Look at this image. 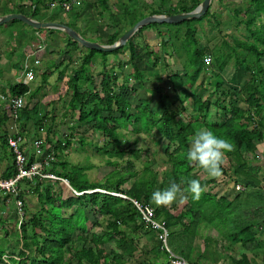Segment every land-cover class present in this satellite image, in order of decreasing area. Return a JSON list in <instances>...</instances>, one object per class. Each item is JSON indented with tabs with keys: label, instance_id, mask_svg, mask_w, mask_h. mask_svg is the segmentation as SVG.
<instances>
[{
	"label": "trees",
	"instance_id": "16d2710c",
	"mask_svg": "<svg viewBox=\"0 0 264 264\" xmlns=\"http://www.w3.org/2000/svg\"><path fill=\"white\" fill-rule=\"evenodd\" d=\"M53 1L62 0H35L32 3L33 8H30L31 16L35 17L41 7L49 9V4ZM158 1V8L152 9L150 16L191 12L203 0H177L175 5H171L170 0ZM216 1L218 4L223 3V0ZM97 5L99 13L107 15L115 28L126 25L125 31L144 18V15L135 14L136 9L132 13L127 9L121 10L119 14L112 12L107 0H98ZM16 11L23 13L21 9ZM232 12L235 25L244 27V39L235 38L230 44L223 41L221 46L214 47L210 53L199 47L196 33L197 25L209 17H217L218 14L212 12L211 5L206 14L197 20L142 27L124 47L111 53L85 50L80 58L79 68L73 71L67 83L71 94L67 110L74 114L75 125L70 134L63 135L62 142L55 144L54 151L69 147L76 129L88 126L93 133L101 134L104 144L100 148L96 147V151L107 157L106 165L112 170L101 182H92L86 173L90 167L70 166L63 160L62 155L54 153V161L45 168V172L65 180L71 187L70 194L63 197L61 192L55 191L57 185L60 186L59 181L40 180L38 177L21 180L18 183L20 192L17 199L22 201L23 216H19L14 208L15 225L9 229L6 227L8 220L3 215L7 209H11L12 197L0 191V229L3 233L0 236V264H169L170 255L157 237L159 231L150 230L144 224L131 201L94 192L97 189L125 195L153 208L154 220L168 231L167 246L170 251L188 264H202V261L207 260L206 253H211L209 251L213 244L217 246V243L208 238L203 242L202 252L195 246V237L199 234L203 221L212 225L221 218L222 225L227 221V238H231L234 243L245 246L254 241L258 229L264 230V211L248 210L249 194L242 197L238 192L234 200H227L225 206H222L224 197L217 198L206 192L198 201L193 200L190 193H186L187 201L176 206H156L152 203V193L164 190L169 185L165 186V181L158 182L156 173L149 168L148 158L142 173H137L134 161L140 159L141 150L134 148L136 139L129 143L121 132L126 130L133 135H149L154 132L158 135L164 143L163 153L166 164L169 165L171 181L181 183L182 176L190 180L192 172L199 169L189 165L184 158L190 146V135L199 126L209 128L217 136L226 138L235 145V150L226 154L222 175L235 183L242 182L246 187L250 183L257 186L252 173L257 172L258 168L253 170L241 151L254 141L264 140V0H249L246 6L236 7ZM5 13L11 11L5 10ZM241 15L244 20L240 19ZM215 21L219 26L220 23L216 19ZM15 24L26 26L19 21H12L6 27L10 28ZM3 27L5 25L0 26ZM28 28L33 33L46 31ZM149 29H156V39H159L158 44L162 46L166 68L170 65L172 55H178L184 62L181 73L171 72L164 79L165 85L162 83V86L154 88L146 87L143 80L144 70L138 64L142 54L151 62L152 68H156L159 62L157 51L151 49L147 42L141 45L137 41ZM65 37L66 48L77 46V43ZM119 37L111 36L106 44L112 45ZM123 52L128 53L129 59L125 65L132 67V73L124 78L122 84L116 85V78L111 77L110 70L106 69V58L108 55ZM64 54L69 53L64 51ZM206 54L212 57L215 70L204 64ZM95 56H99L104 65L99 87H95V82L87 71V68L92 67ZM62 59L61 55V62ZM228 65L241 69L248 75L247 81L237 89L223 88L221 75ZM206 74V83L214 89L217 96L213 102L210 99L203 100L195 91L196 88L201 89L204 86L205 80L202 76ZM129 80L133 81L132 86H129ZM8 92L13 97H24L29 88L17 84L9 86ZM140 92L143 96L139 98L137 93ZM29 97L33 98L32 95ZM131 97L136 98L135 106L130 101ZM188 108L191 110L190 121L183 122L181 117ZM211 110L218 113V120L207 123L205 121ZM28 122L37 131L44 121L39 116L37 107L30 109L25 104L19 112L18 124L24 130ZM9 124L7 110L0 119V151L7 159V168L0 180H9L16 176L13 156L7 147ZM251 124L254 125L252 129L249 128ZM63 142L64 147L61 146ZM79 142L83 144L81 139ZM33 161L34 157L30 156L29 162ZM214 182L215 179H210L201 184L209 186ZM181 187L186 188L187 183L181 184ZM90 191L93 192L85 193ZM29 194L35 196L39 208L28 216L29 208L25 197ZM253 195H257L255 190ZM257 196L262 199L261 194ZM258 214L263 215L262 221L250 218L251 215ZM223 216L227 218H222ZM144 228L152 231L158 239L145 253L140 248V240L147 233ZM15 243L18 246L17 251H9L8 245ZM144 255L149 257L144 258Z\"/></svg>",
	"mask_w": 264,
	"mask_h": 264
},
{
	"label": "crops",
	"instance_id": "0c3cea01",
	"mask_svg": "<svg viewBox=\"0 0 264 264\" xmlns=\"http://www.w3.org/2000/svg\"><path fill=\"white\" fill-rule=\"evenodd\" d=\"M113 1H115L113 3ZM171 1V0H170ZM177 1V0H176ZM35 2V0H0V17L5 16L8 14H23L27 17H31L34 20H37L39 22L43 23H59L66 25L73 29L75 32H77L82 38L86 39L89 42H94L100 45H107L106 41L111 36H122L126 31V25H121L118 27H114V25L110 22L109 17L107 15H101L99 12V7L97 5L98 0H79L78 4L72 9L75 10L76 15L74 16L73 21L68 19L65 15V13L61 12L59 14L53 12L55 9H48L41 7L39 10V13L35 16H31V10L32 3ZM120 2V0H111L108 2L109 7L111 8L112 12L120 13L118 10H116V6ZM158 0H145V6L151 5L148 8H140L141 15H144L145 17L150 16L149 12L152 9H157L158 6H155L156 3H158ZM143 3V2H142ZM4 4H6L4 6ZM120 4V3H119ZM171 5H175L170 3ZM144 6V5H143ZM20 7V8H19ZM33 8V7H32ZM21 9L23 13H19L16 10ZM5 10L11 11V13H5ZM91 17V27L88 28L84 26L85 20H90ZM12 22V21H11ZM9 22V23H11ZM8 23V24H9ZM23 24V23H22ZM7 24H5L6 27ZM25 25V24H23ZM3 26V25H2ZM8 26L4 29H7ZM160 29V28H159ZM10 30L12 31L13 38L20 37L22 41V59H23V66L22 70L20 69V76H18V79H14L11 74H9V70L11 68H17L19 69V66L13 64L11 65V60L14 58L13 51L11 49H8L7 47H10L11 45L15 44L14 47L17 48V43L14 42L11 45H8L9 43L6 42V32L0 31V97L5 96L9 86H14L17 84H23L26 85L29 88V82H24V74L27 68L31 69L33 72V77H40V86H37L35 90H31L29 88V92L27 95H25L23 98L25 99V104H28V107L31 109L32 107H37L38 114L41 118H43V128L42 132H39V129H36L33 127L31 122H28L24 130L22 129L21 125V134L24 137V150L29 156H32L33 149H32V141L34 139L42 138L43 139V145L47 149H51L53 153H59V155L65 154V151L68 147L65 149H58V152L54 151V146L58 142H62L63 136L62 135H68L71 131H73V123L70 121L74 119V114L70 113L67 110V124H65L64 120L61 118L58 122H56V119L54 118L55 113L52 110V104L53 100L55 99V95L51 91V86L48 82V79L50 78L53 68L56 66H63V72L60 71V73L57 75V79L55 83L62 84V87L56 84V87L59 88V91L62 92V96L68 95V99L70 98V91L68 88V81L71 78V75L74 70H77L79 68L80 64V58L85 53V48L81 47L77 44L76 47L70 46L66 48V37L61 32H49L50 30H46L45 32L41 33H33L30 31V29L26 26H22L21 24H15L14 26L10 27ZM162 30H164L162 28ZM40 31V30H39ZM145 38H150L152 41L156 38V29H149L144 31L143 38H137V41L144 40ZM119 37V38H120ZM118 38V39H119ZM117 39V40H118ZM25 44V46H24ZM68 52L69 54H64L63 52ZM127 52H123L121 54L115 55L111 58V60H107L106 58V66L110 65L112 66L111 69V77H115L116 85L122 84L125 77H129L132 73V67L130 65H125V62L128 61L129 56L126 54ZM61 55L63 56L62 62L60 61ZM207 55V54H206ZM205 55V56H206ZM124 56V57H122ZM204 56V57H205ZM98 59L93 58L92 60V71L90 72V76L95 82V87H99V82L101 80V72L104 68V65L102 64L101 68L99 70H95L93 68V64L99 62L102 63L101 58L97 56ZM117 57V58H115ZM122 57V59H120ZM115 58V59H114ZM127 58V59H126ZM32 60V63H30V60ZM212 60V57H211ZM44 61V62H42ZM148 62H150L147 59ZM35 62H38L37 64ZM212 62V61H211ZM123 66V69L121 70V67ZM114 68V69H113ZM8 71V72H7ZM121 72H125V77L119 78L121 75ZM131 81V80H129ZM133 82V81H131ZM129 82V83H131ZM83 83V82H80ZM82 85V84H81ZM88 87V83L86 84ZM85 88V87H84ZM4 91V92H3ZM9 94V93H8ZM30 95L33 96L32 99H30ZM61 95H58V98ZM26 97H29L31 104L27 103ZM68 102V101H67ZM40 106V107H39ZM67 107V104H66ZM157 110V107L154 108ZM7 107L4 103L0 101V119L4 115V113H7ZM65 113V110L63 111V115ZM218 113L216 111L210 112V114L207 116L206 121L207 123H213L216 122ZM191 117V110L188 108L187 112L184 116L181 117V120L183 122L190 121L189 118ZM75 120V119H74ZM193 121V120H192ZM53 123H57L58 128L57 130H61L62 134L57 135L53 134V137L49 134L52 132ZM45 124H47L45 126ZM195 125H199L198 123H195ZM202 126H199L198 128H201ZM254 127L253 124L249 126L250 129ZM2 132V128H0V136ZM152 134L155 135L153 132ZM73 135V133H72ZM74 137V136H73ZM162 140V139H161ZM71 142V140H70ZM57 143V144H58ZM71 144V143H70ZM71 146V145H70ZM69 146V147H70ZM243 158L247 161L248 165L255 170L258 168L257 172L252 173V178L257 182V186H253L252 183H250L249 187H246L245 184L242 182L235 183L234 181L230 180L229 177H227V183L221 182V179L219 178H212L209 177L203 170L196 169L192 172L190 179H199L202 183L203 181H208L210 179H215V182L211 185H207L206 187V193L212 194V188L216 187V189L223 185L222 183L227 184V200L232 201L234 200L236 194L238 192L235 190L236 186H240L242 188L239 193H241L242 197L249 196V206H247L248 210H257L260 209L264 211V140L263 141H254L247 149H243L242 151ZM228 165V162H227ZM7 168V159L5 157V154L0 151V179L1 176L4 174L5 170ZM254 170V169H253ZM223 176V175H222ZM224 177V176H223ZM221 178V177H220ZM70 187V186H69ZM71 188V187H70ZM254 190L256 191V194H261V198L254 194ZM213 195V194H212ZM218 198V197H217ZM247 198V197H246ZM129 200V198L127 199ZM131 200V199H130ZM252 206V207H251ZM251 219H259L263 220V215L258 214V216H250ZM207 229L205 227H201L199 229V234L195 237V245L196 247L203 251V242L205 239H211L213 243H218L216 241L214 242L213 238L210 234L201 235L200 231ZM263 228L258 229V233L255 236V239L252 243H249L245 246L234 243L231 238H227V254L225 253L227 257V264H264V230ZM209 230V229H208ZM200 237V238H198ZM198 238V239H197ZM200 239V243L196 242ZM225 241V240H224ZM215 249V250H212ZM226 247L224 246L222 251L225 250ZM210 250V248H209ZM218 251L217 248L212 246L211 250L209 252Z\"/></svg>",
	"mask_w": 264,
	"mask_h": 264
},
{
	"label": "rangeland",
	"instance_id": "374dc122",
	"mask_svg": "<svg viewBox=\"0 0 264 264\" xmlns=\"http://www.w3.org/2000/svg\"><path fill=\"white\" fill-rule=\"evenodd\" d=\"M111 0H107V2H110ZM145 0H120L116 6V10L119 12L122 10L131 11L133 9H136L137 12L135 14L138 16L142 12L138 8H148L151 5L145 6L144 3ZM173 4L176 3V0H171ZM249 0H223L222 4H218L216 0H213L211 5L212 12L217 13V17H209L206 20L202 22V24L197 25V33H196V38L199 42V47L203 49H207L206 53H210V50H212L214 47H219L222 45V42H228L229 44L233 41V39H244L245 37V31L243 26H236L235 22L233 20V12L232 10L236 7L241 8L242 6H246ZM115 1H113L114 3ZM143 2V3H142ZM120 3V4H119ZM115 4V3H114ZM144 5V6H143ZM155 6H159V2L155 4ZM230 9V10H229ZM59 11V12H57ZM53 12H57V14L60 13V9H55ZM75 10H72L69 13H66V17L73 21L74 15H75ZM121 19V18H120ZM215 19L220 23L219 26L216 25ZM240 19H245L243 15L240 16ZM264 20V18H263ZM91 17L90 20H85L84 26L90 28L91 25ZM0 28V31L6 32V42L9 43L8 45H11L14 42H16L17 48L14 47L15 44L11 45L10 47H7L8 49H11L14 54V58L11 60V65L15 64L19 66V69L17 68H11L9 70V74L12 75L13 80L18 79V76H20V69L22 70L23 66V57H22V41L20 37L13 38L12 32L10 28L8 27L7 29ZM161 28V27H160ZM140 38V37H138ZM143 38V37H141ZM143 42H147L149 46H151L153 50L157 51L159 54V62L156 68H152L151 62L147 61V57L142 54V59L140 62H138L140 69L144 70L143 74V80L146 83V87L148 88H154L156 86H162L163 84L165 85L164 79L168 74L171 72L175 73H181L182 72V65H183V60L178 57V55H172V58L169 60V67H165L164 65V56H163V49L162 46L158 44L159 39H153V41L149 38H145L144 40H140L139 43L142 45ZM180 44V43H179ZM25 46V44H24ZM181 46V45H180ZM169 51V49H168ZM127 54V53H126ZM128 55V54H127ZM95 59H98L97 56H95ZM114 56L108 55L107 60H111ZM124 57V56H122ZM122 57L120 59H122ZM100 58V57H99ZM117 58V57H115ZM114 58V59H115ZM127 59V58H126ZM32 60H30V63H32ZM44 62V61H42ZM213 62V61H212ZM206 64L207 68L209 69H214V65L212 64ZM102 66V63L100 64L99 62L93 64V68L95 70H99ZM63 66H56L53 68V72L48 79V82L51 86V91L55 95V99L53 100L52 104V110L55 113L54 118L56 119V122L59 121V119L64 120L65 124H67V101H68V95L62 96V92L59 91V86L62 87V84L55 83L57 79V75L61 72H63ZM106 69L110 70L111 72L112 66L108 65ZM114 69V68H113ZM93 69L92 68H87V71L90 73ZM110 75V74H109ZM125 77V72H121V75L119 78ZM223 79V88H239L241 87L248 79L247 73L242 71L241 69H235L233 66L228 65L224 72L221 75ZM206 78L207 74L202 76V79L205 80L204 86L199 89L196 88V92L200 95V97L205 100V99H210L212 102L216 99V93L214 92V89L210 88L208 84L206 83ZM40 77H34V79H31V82H29V88L31 90H35L37 86H40ZM163 81V82H162ZM131 82V81H130ZM163 83V84H162ZM56 84L59 85L56 87ZM133 83L131 82L129 86H132ZM4 92V91H3ZM8 91L6 95H8ZM139 98L143 96L142 92L137 93ZM58 95H61L58 98ZM25 100V99H24ZM27 103L31 104L32 102L29 100V97H26ZM130 101L133 106L137 104L136 98H130ZM40 107V106H39ZM65 110V115H63V111ZM213 110H216L213 108ZM212 110V111H213ZM71 123L75 125V120H71ZM47 124H45L46 126ZM58 125L56 123H53L52 127V132L49 134L50 136L53 137V134H57L58 136L62 134L61 130H57ZM131 127L129 128V130ZM125 135V140H128L129 143H132L135 139L136 145L135 149H140L141 154H140V159L134 161V168L139 173V175L142 173L143 166L147 160V158L150 160V170L156 173L157 175V180L158 182H163L165 181V186H168L171 182V175L168 173L169 165L166 164V157L164 156V143L160 139L158 135L154 136V134H149V135H144V134H139V135H133L128 131H121ZM63 136V135H62ZM74 139L71 140V146L68 147L65 151V154H62L63 160H65L70 166H77V167H90V169L86 172L87 176L90 181L92 182H98L102 181L107 174L112 170L111 167L106 165L107 157L100 154L99 152L96 151V147L100 148L103 146V139L101 137V134H95L92 131H90L89 127H83L80 129H76L75 134L73 135ZM82 140L83 144L79 142V140ZM225 164V163H224ZM225 167V166H224ZM76 168V167H74ZM221 182L227 183V178L221 176ZM60 186L55 189L56 192H61L62 196H68L70 194V188L65 185L62 182H59ZM222 183L219 189L216 187L212 188V194L215 195L216 197H224V201L222 202V206L227 205V190H224L225 188L227 189V184ZM127 186V185H126ZM21 191H23V187L20 188ZM100 189H97L95 191H99ZM27 191V190H26ZM102 191V190H101ZM11 202V209H7L3 215L5 220H8V223L6 224V227L9 229L10 226L14 227L15 225V217L13 215L14 213V204L15 200L14 198H10ZM25 202L28 205V216L30 215V212H34L38 210L39 205L38 201L36 200L35 196L29 194L25 197ZM179 200L173 202L172 205H178ZM171 205V206H172ZM226 216H223L222 218H225ZM208 217H206L207 219ZM227 218V217H226ZM225 218V219H226ZM205 220V219H203ZM218 223L209 225L207 221H203L201 223L199 229L201 227H205L207 229L201 230L200 231V236L201 235H206L210 234L211 237L213 238L214 242L216 239L220 242L217 243V248L218 251H214L211 253H206L207 260L202 261V264H227V257L225 253L227 254V221L224 223V225L221 224L222 219L219 218L217 219ZM103 224V223H102ZM219 225V226H218ZM209 229V230H208ZM145 231H147L146 236L142 237L140 240V248L142 252H146L150 250L158 241L157 237L155 234H152V231H149L147 228H144ZM3 235L2 230L0 229V236ZM200 238V237H198ZM197 238V239H198ZM157 240V241H156ZM225 240V241H224ZM196 242L200 243V239L197 240ZM196 246V245H195ZM226 247L225 250L222 251L223 247ZM17 244H10L8 245L7 249L17 251ZM215 250V249H212ZM140 254L138 253L137 256ZM149 257L148 255H144V258ZM170 260V258H169ZM135 264V263H134Z\"/></svg>",
	"mask_w": 264,
	"mask_h": 264
},
{
	"label": "built area",
	"instance_id": "2783aa9c",
	"mask_svg": "<svg viewBox=\"0 0 264 264\" xmlns=\"http://www.w3.org/2000/svg\"><path fill=\"white\" fill-rule=\"evenodd\" d=\"M79 0H62V1H53L49 4L50 9H60L62 12H70L77 4ZM204 64L208 65L211 63V56L206 55L203 59ZM36 64L38 62H35ZM33 77V72L31 69L27 68L24 74V82L27 83L31 81ZM0 101L4 103L8 109V117L10 119V124L8 127L7 134V147L9 152H11L14 160V165L16 169V176L13 179L9 180H0V191L3 194H9L15 199V207L17 209V214L23 216L22 212V201L17 199V196L20 192L18 188V183L21 180L28 179L32 180L35 177H38L40 180H53L59 181L68 185V183L60 178L55 177L53 174L46 173L45 168L54 161V153L51 149H47L43 145V139L38 138L32 141V156L34 157L33 162H29L30 156L24 150V137L21 134V128L18 124L19 112L25 107V100L21 96H11L10 94L1 96ZM43 128H39V132H42ZM61 146L64 147L65 143H61ZM70 188V187H69ZM71 190V188H70ZM235 190L237 192L241 191L240 186H236ZM73 192V191H72ZM99 193H104L108 195H113L122 199H128L125 195L110 193L104 190L97 191ZM75 193V192H73ZM130 200V199H129ZM134 207L137 209L141 215L142 221L150 230L159 231L157 234L158 239L162 242L164 249L169 253L170 260L169 264H188L183 258L173 254L169 247L167 246L168 231L163 228V226L154 220L153 208L147 204H141L135 200H130Z\"/></svg>",
	"mask_w": 264,
	"mask_h": 264
},
{
	"label": "clouds",
	"instance_id": "9594fccd",
	"mask_svg": "<svg viewBox=\"0 0 264 264\" xmlns=\"http://www.w3.org/2000/svg\"><path fill=\"white\" fill-rule=\"evenodd\" d=\"M189 143L190 146L184 154L188 164L202 169L209 177L220 178L226 154L234 151L235 145L206 127L197 128L190 135ZM180 180L181 183L171 181L166 189L154 191L151 196L152 203L156 206H171L179 200L180 204H184L188 199L186 193H190L192 199L198 201L206 191L199 179L187 180L182 176ZM183 183H187L186 188L181 187Z\"/></svg>",
	"mask_w": 264,
	"mask_h": 264
},
{
	"label": "water",
	"instance_id": "95a60500",
	"mask_svg": "<svg viewBox=\"0 0 264 264\" xmlns=\"http://www.w3.org/2000/svg\"><path fill=\"white\" fill-rule=\"evenodd\" d=\"M212 0H203L193 11L187 13H178L175 15H151L139 20L128 31H126L112 45H100L89 42L82 38L77 32L70 27L59 23H43L27 17L23 14H8L0 17V26L8 24L11 21H19L35 31L55 30L63 33L69 39L87 50H94L103 53H111L126 45V43L142 28L151 24H179L189 20H197L203 17L211 4ZM69 185V184H68ZM85 192V193H92ZM97 192V191H94ZM82 193V194H85Z\"/></svg>",
	"mask_w": 264,
	"mask_h": 264
},
{
	"label": "bare ground",
	"instance_id": "6f19581e",
	"mask_svg": "<svg viewBox=\"0 0 264 264\" xmlns=\"http://www.w3.org/2000/svg\"><path fill=\"white\" fill-rule=\"evenodd\" d=\"M22 133V132H21Z\"/></svg>",
	"mask_w": 264,
	"mask_h": 264
}]
</instances>
